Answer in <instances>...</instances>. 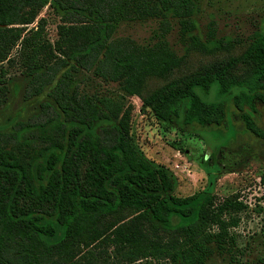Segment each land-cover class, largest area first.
<instances>
[{"label": "trees", "instance_id": "16d2710c", "mask_svg": "<svg viewBox=\"0 0 264 264\" xmlns=\"http://www.w3.org/2000/svg\"><path fill=\"white\" fill-rule=\"evenodd\" d=\"M199 2L0 0V109L15 66L26 99L48 98L40 116L0 130V264H208L215 255L241 264L234 231L248 205L240 194L215 195L210 177L208 188L178 195L173 172L137 144L133 105L87 94L78 80L93 73L117 83L181 130L220 128L231 101L263 138L254 116L264 107V32L237 57L174 76L192 52L242 44L217 38L213 24L207 42L195 36ZM46 8L59 19L54 42L39 18ZM149 20L159 22L153 44L116 37L121 23ZM176 26L188 46L181 56L168 41ZM151 78L167 83L148 91Z\"/></svg>", "mask_w": 264, "mask_h": 264}, {"label": "rangeland", "instance_id": "374dc122", "mask_svg": "<svg viewBox=\"0 0 264 264\" xmlns=\"http://www.w3.org/2000/svg\"><path fill=\"white\" fill-rule=\"evenodd\" d=\"M199 7L200 12L195 16V36L207 42L209 27L213 24L217 38L242 44L230 53L215 56L192 52L174 76L190 73L215 59L237 57L245 51L250 36L258 31L264 32V0H200ZM41 17L47 19V33L54 42L58 38L59 19L48 8ZM178 30L176 26L168 41L181 56L185 55L188 46L180 40ZM157 32L159 22L155 20L123 22L118 26L116 37L150 45L155 42ZM9 76L8 102L0 109V130L6 131L17 122L40 116L41 103L48 100L47 93L26 99L27 80L19 66L12 67ZM78 80L87 94L109 96L126 106L133 105V134L137 144L151 161L173 172L178 195L188 196L204 190L211 186L210 179L214 177L215 195L240 194L248 209L241 214L242 222L234 231L238 236L239 250L244 253L243 256L237 253L236 258L241 264H264V137L247 130L242 113L231 101L226 103L228 118L220 128L194 126L181 130L160 123L154 114L144 109L140 98L126 95L117 83L105 82L93 73H83ZM165 83L166 80L151 78L148 91ZM257 108L256 125L264 131V107L258 104ZM208 264L236 263H232L228 255H215Z\"/></svg>", "mask_w": 264, "mask_h": 264}]
</instances>
